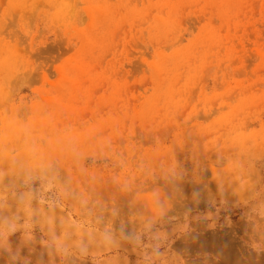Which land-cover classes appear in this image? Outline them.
<instances>
[{"label": "rangeland", "instance_id": "rangeland-1", "mask_svg": "<svg viewBox=\"0 0 264 264\" xmlns=\"http://www.w3.org/2000/svg\"><path fill=\"white\" fill-rule=\"evenodd\" d=\"M227 261L264 264V0H0V264Z\"/></svg>", "mask_w": 264, "mask_h": 264}, {"label": "bare ground", "instance_id": "bare-ground-1", "mask_svg": "<svg viewBox=\"0 0 264 264\" xmlns=\"http://www.w3.org/2000/svg\"><path fill=\"white\" fill-rule=\"evenodd\" d=\"M220 236H221V235H220ZM226 237H227L226 235H225V237H223V238H225V239H224L225 241H226ZM221 238H222V237H221ZM223 238H222V239H223ZM227 238H229V236H228ZM216 240H217V238H216ZM216 240H213V241H214V244H215V241H216ZM219 240H221V239H219ZM224 240H223V241H224ZM230 240H231V239L229 238V241H230ZM213 241H212V242H213ZM221 241H222V240H221ZM221 241H218V240H217V243L219 242V244H220ZM227 242H228V239H227ZM230 242H231V244L233 243L232 241H230ZM223 243L225 244V242H223ZM228 244H229V242L227 243V245H228ZM231 244H230L229 247L232 246ZM217 246H218V245H217ZM217 246H216V248H217ZM220 246H222V244H220L219 247H220ZM224 246H225V247H223V249H222V247H220V248H218V249H220V250L222 249V250L225 251V252L231 250V249H230V250L227 249L228 246H227V248H226V244H225ZM232 247H233V246H232ZM232 247H231V248H232ZM225 248H226V249H225ZM224 249H225V250H224ZM232 249H233V248H232ZM220 250L218 251V253L220 252ZM222 250H221V252H222ZM235 251H236V250H235ZM221 252H220V253H221ZM225 252H224V253H225ZM220 253H219V254H220ZM222 253H223V252H222ZM226 253H227V252H226ZM226 253H225V257L228 256V254H226ZM228 253H229V252H228ZM232 253H233V252H232ZM234 253H235V252H234ZM230 254H231V251H230L229 255H230ZM235 254H236V258L239 260L240 257L238 258V255H237L238 253H235ZM235 254H233L232 256L234 257ZM223 255H224V254H223ZM225 257H224V258H225ZM229 257H230V256H229ZM234 258H235V257H234ZM234 258H233V261H234ZM221 259H222V258H221ZM229 259H230V258H229ZM229 259H228V257H227V260H229ZM231 259H232V258H231ZM224 260H225V259H224ZM233 261H232V262H233ZM243 261H244V260H243ZM235 262H237V260H235ZM240 262H241V261H239V263H240ZM244 262H245V261H244ZM244 262H243V263H244ZM222 263H223V262H222ZM230 263H231V262H230ZM239 263H236V264H239ZM248 263H250V262H248ZM225 264H228V261H227ZM241 264H242V263H241ZM251 264H252V262H251ZM262 264H263V262H262Z\"/></svg>", "mask_w": 264, "mask_h": 264}]
</instances>
